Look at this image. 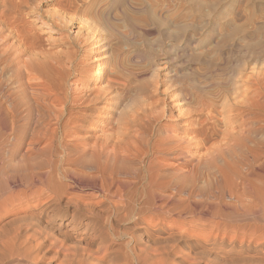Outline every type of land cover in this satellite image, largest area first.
Wrapping results in <instances>:
<instances>
[{
	"label": "bare ground",
	"instance_id": "6f19581e",
	"mask_svg": "<svg viewBox=\"0 0 264 264\" xmlns=\"http://www.w3.org/2000/svg\"><path fill=\"white\" fill-rule=\"evenodd\" d=\"M30 1L0 0V264H264V158L245 145L248 109L264 101L237 79V56L202 62L197 73L214 90L199 105L170 102L172 123L156 99H117L104 131L98 120L115 95L112 79L101 84L109 54L98 50L99 26L76 29L93 53L86 68L72 51L36 48L18 23ZM72 73L85 85L70 94ZM200 104L223 120L216 144L190 126Z\"/></svg>",
	"mask_w": 264,
	"mask_h": 264
},
{
	"label": "rangeland",
	"instance_id": "374dc122",
	"mask_svg": "<svg viewBox=\"0 0 264 264\" xmlns=\"http://www.w3.org/2000/svg\"><path fill=\"white\" fill-rule=\"evenodd\" d=\"M33 1L31 2L32 11L24 8L18 23L24 24L25 28L29 25L28 28L35 32L36 48L49 52L59 49L72 51L76 54L75 63L82 62L86 68L91 65V59L86 58L93 53L88 46L82 44V35L75 34L76 29L80 21L96 23L99 26L98 50L109 54V58L104 63L106 67H104L101 84L105 85L112 79L108 84L113 85L115 95L112 102L106 105L102 120H98L102 126L105 122L103 130H109L115 126L116 106H118L115 100L117 99L123 102H134L138 99L154 102L156 99L154 103L165 109L164 117L161 118L162 122L172 123L173 109L166 111L170 102L181 100L185 105L198 102L201 91L214 90V81H210L211 85H209L207 79L211 80L210 77L205 74L201 76L197 70L204 66L203 61L214 59L219 52H231L237 56L235 64L238 63V69H240L237 79L242 81L243 86L248 87L247 95L251 94L252 97L255 96L256 99L264 101V83L262 84L264 48L255 47L258 42H264L262 41L264 39V0H241L239 4L234 2L236 0H216L217 3L211 0L210 4H200L198 0ZM235 8L241 11V16L236 19L232 16ZM25 10L30 12L25 13ZM58 15L69 16L70 20L65 25L57 23ZM36 16L39 17L38 21H33ZM48 25L52 30L43 32L49 29ZM253 44H255L253 48L249 49L248 47ZM86 76L88 78L89 74ZM79 78L80 75L76 76L73 73L67 77L66 84L69 86L70 94L73 93L74 84L85 85ZM201 83L207 88L200 90L198 85L201 86ZM182 89L186 90L185 95L180 92ZM199 103L200 101L197 105ZM263 106L264 104L259 110L254 107L248 109L254 115L253 117L247 115L250 120L245 125V129L251 134L246 139L245 145L263 154L258 159L260 162L264 158V116L261 115H264ZM201 107V104L197 106L198 114H194L192 119L189 118L190 126L202 129L201 138L203 143L204 139L207 141L206 146L209 143L216 144L219 138L217 133L220 130L217 127L223 120L218 121V119L221 120V117H218L214 123V119L207 118L210 117L208 107L207 109L205 106ZM257 111L260 113L258 114ZM214 125L217 126L216 133Z\"/></svg>",
	"mask_w": 264,
	"mask_h": 264
}]
</instances>
